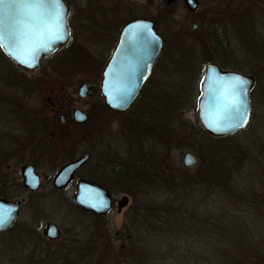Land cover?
Masks as SVG:
<instances>
[{
	"label": "rangeland",
	"instance_id": "rangeland-1",
	"mask_svg": "<svg viewBox=\"0 0 264 264\" xmlns=\"http://www.w3.org/2000/svg\"><path fill=\"white\" fill-rule=\"evenodd\" d=\"M68 1L74 5V25V14L85 12L80 9L83 2L89 0ZM98 1L99 7L89 10L95 20L109 11L110 18L119 16L121 23L131 12L156 17L166 45L154 78L158 86L153 89L155 82H152L149 91L152 97L155 93L154 98H159V103L154 102L152 106L155 122L166 111L173 113L163 117L168 129L154 125L153 132H142L137 141L130 142L124 132L129 130L133 114L124 115L103 107L100 75L116 41L108 48L106 41L98 38L97 30L74 26L72 43L43 60L34 70L17 66L0 52V135H9L10 146L17 145L19 137L28 135L27 122L34 119L35 110L50 113L51 103L65 97L64 106L69 103L86 109L92 107L91 111L98 113L89 124L73 131L90 128L104 132L102 142L107 152L118 148L123 160L129 156L126 153L129 145H137L138 159L142 155H153L157 165L153 191L133 200L120 216L113 211L106 220L111 236L125 226L132 234L133 243L116 239L115 244H109L106 239L101 246L90 241L87 254L79 253L82 259L89 257L88 260L82 263L81 259L75 264H251L256 257L258 264H264V0H200V12L192 13L182 1L168 9L160 7L163 0ZM147 1L150 6L146 5ZM205 11L209 12L207 21L193 29L199 15ZM212 60L224 61L226 65L256 76L257 82L251 91V122L232 138L217 140L216 136L207 137L198 129L199 84ZM178 68H183L184 73L172 72ZM82 82L91 85L87 98L78 95ZM228 142L232 145L227 147ZM142 147L153 151L145 153ZM218 147L233 153L224 158L223 162L230 163L229 170L219 181L216 176L220 170ZM189 151L197 157L191 167L183 163L184 154ZM137 167L150 175L145 165L139 163ZM164 171L167 173L163 175ZM209 177L216 184L210 185L211 188L207 183ZM49 203L53 204L50 200ZM70 207L72 203L67 212H59L61 207L55 201L54 212L46 210L47 218L52 216L61 228H69L66 243L71 235L82 237L83 224L93 221L80 210L74 209L75 213L68 210ZM135 207L141 215L131 220L129 210ZM177 214L201 220L210 218L214 231L207 229L189 237L183 229L181 233L168 236L165 230H172L168 225L176 220ZM31 217L29 209H25L13 228L0 232V264H70L64 260L66 254L58 253L60 243H48L32 231L19 232L21 223H32ZM34 220L38 224L40 217ZM71 245L78 250L82 248Z\"/></svg>",
	"mask_w": 264,
	"mask_h": 264
},
{
	"label": "flooded vegetation",
	"instance_id": "flooded-vegetation-1",
	"mask_svg": "<svg viewBox=\"0 0 264 264\" xmlns=\"http://www.w3.org/2000/svg\"><path fill=\"white\" fill-rule=\"evenodd\" d=\"M95 1L96 0H89L83 2V8L80 10L85 12L74 14L75 24L73 25L72 17L74 13V5L68 0H64L69 7L67 25L70 31V39L65 46L71 44L74 39V26H80L81 29L85 28V30H97L99 37L97 35H95V37L106 41L105 45L108 48L113 41H116L111 56L104 65L102 74L100 75L101 84L99 91L102 95L101 101L105 109L120 112L121 114L127 112L133 114V116L131 114L132 121L128 123L130 128L128 131L125 130L124 134L130 142H135L140 136V133L153 132L151 124L147 123V121L153 119L152 106L154 102L159 103V98H154L155 93L152 97L149 87L152 82H155V85H152L153 89L158 86L157 81H154V78L159 68L157 63L160 61L161 56H163V51L165 49V38L158 30L156 17L153 14H140L139 16L138 14L131 12L128 18L121 23L119 22L121 19L119 16H114V18L111 19L108 15L110 13L109 11L106 13L103 12L104 17H99L98 20H95L93 16L90 15L93 13L89 11L90 9L99 7L100 2L97 0V6ZM178 1H182L185 5L184 0H176L170 4L163 0V2H160V7L162 6V8L168 9ZM200 4L201 2L198 0V8L195 11H190L187 8L186 10L190 13L200 12ZM146 5L150 6L148 1ZM208 13V11H205L199 15L198 22L194 23L193 29H198L207 21ZM135 19H146L154 22L156 32L163 39V48L155 62L153 71L143 85L138 98L127 110L117 111L107 106L105 97L102 94L101 85L103 81V72L119 43L124 27ZM214 26V28L217 29V24ZM208 29L210 30V27ZM111 31L113 33L112 35L110 34ZM65 46H60L56 52L60 51V49ZM78 48H80V46ZM84 55L86 56V54ZM210 63L219 65L223 70H237L244 73V71L240 69L226 65V63L221 60H212L209 64ZM83 83H86L89 87L88 94L85 97L87 98L91 93V85L88 82H82L80 85ZM64 98L65 97H62L60 100L51 103L50 113L43 114L38 113V111L35 110V114L33 115L34 119H29L27 122L28 135L25 138L19 137L17 145H9L8 134L3 133L0 135V198L6 199L7 201H18L20 206L19 214L13 223L0 232L4 233L13 228L23 214V211L29 209L32 216V219L30 220L33 221L30 225L25 221V224L24 222L21 223L19 225V232L26 233L25 231H32V234H35V236L40 239H44L48 243H60L58 253L63 252L66 254L64 259L66 263L75 264L76 262H80L82 259L81 256L84 252L87 254V245L90 241L101 246H103V243L107 240L109 244H115L116 239L131 244L133 243L132 234L127 232V227L125 226H121L120 229L116 230L114 237L111 236L110 225L106 220L113 211L120 216L130 207L133 200L143 195L147 196L153 191V180L156 178L154 169L157 165L153 161V155L146 154L144 157L142 155L141 158L138 159L137 145H129L126 150V153L129 154V156L127 159L123 160V157L120 155V149L116 148L112 152H107L106 147L102 142V135L104 132H95V130H91L90 128L82 132L73 131L75 129H81L82 126L89 124L98 113H95L96 111H91L92 107L86 109L84 106H71L69 103L64 106ZM68 106L72 107H70L69 111L67 110ZM75 110H80L87 116L84 123L76 121L74 116ZM124 123L125 126L128 125L126 121H124ZM142 148L145 153L153 151L150 148L145 150L144 147ZM185 153H191L197 159L193 152L189 151ZM78 160H82L81 165L73 172L72 177L68 181L62 183V185H56L55 179L61 168ZM139 163L145 165V168L149 169L153 175H148L147 171H144V177L139 176L141 174L137 167ZM26 165H32L35 175L38 176V183L35 188L25 184L23 167ZM121 169L123 172H121ZM166 173L167 171H164L163 175ZM122 174H124V176H122ZM167 180L168 179H166V181ZM80 182H84L85 184L84 195L87 198L93 197L91 199L95 198L96 200H99L108 194L110 199V209L108 212L103 214L96 213L94 210L85 208L76 203V195ZM14 185L16 187L11 188ZM91 185H93L92 188ZM124 199L127 200V203L122 206L121 201H124ZM49 200L52 201L53 204L55 201L59 203L61 207L59 212H67V207L72 203V207L68 208V210H72L74 213V209L80 210L86 216L93 218L91 223L88 221L83 224L84 228L81 231L82 237H79L80 235H71V237L67 238V243L64 241L69 228H61L60 223H58L52 216L50 219L47 218V216H49L46 214L48 208L49 211H51V214L54 212V209L52 208L53 204L49 203ZM70 200H72L71 203ZM43 203H45L46 206H43ZM56 209L57 208L55 207V210ZM129 211L128 216H131V220H134L137 216L141 215L138 214V209L136 207ZM36 217H40V222L38 224L34 223ZM68 217L69 219L67 220L71 222L72 218L70 216ZM49 225L54 226V228L49 227ZM41 229L42 231L40 232ZM52 229H57L56 236L54 237L50 235V233L53 234ZM129 231L131 230L129 229ZM71 244L80 245L82 248L78 250L76 246H72ZM61 245H63V247H61ZM80 252L81 256H79ZM84 258L82 259V263H86L89 257Z\"/></svg>",
	"mask_w": 264,
	"mask_h": 264
},
{
	"label": "water",
	"instance_id": "water-1",
	"mask_svg": "<svg viewBox=\"0 0 264 264\" xmlns=\"http://www.w3.org/2000/svg\"><path fill=\"white\" fill-rule=\"evenodd\" d=\"M176 0H165L170 4ZM185 6L190 11L198 8V0H184ZM59 11L63 17V34L67 37L54 43L46 36L48 21L51 13ZM69 7L61 0L60 4L53 6L48 4L39 9H22L13 4L11 0L0 3V17L3 19L5 40L0 45L4 54L16 65L23 69H36L41 60L53 54L60 46H65L70 39V31L67 25ZM163 48V39L156 32L155 24L151 20L135 19L128 23L120 36L119 43L109 60L104 72L101 91L108 107L117 110H127L138 98L143 85L153 71V67ZM27 61L28 63H22ZM31 65V66H29ZM247 81V106L248 122L243 127L232 131H217L214 129L228 128L231 123L232 105L238 99L232 92L236 78ZM206 79L208 84H205ZM255 85L253 75L244 74L237 70H223L219 65L210 63L207 65L201 81V94L198 102V119L205 131L211 136L223 137L237 133L244 129L251 118L250 91ZM89 87L83 83L78 88L80 97L85 98ZM124 96L123 102L120 97ZM111 101V102H110ZM76 121L84 123L87 116L80 110H75ZM82 160L69 163L58 172L55 183L60 186L68 181L73 172L81 165ZM197 159L191 153H185L183 163L187 167L195 165ZM25 184L35 188L38 176L34 173L32 165L23 167ZM84 182H80L76 195V203L94 210L96 213H106L110 209L108 194L101 199H91L84 195ZM93 185H91V188ZM127 200L121 201L124 206ZM19 202L7 201L0 198V218L5 223L0 224V231L10 226L19 214ZM54 228V226L49 225ZM56 230L52 229V237L56 236Z\"/></svg>",
	"mask_w": 264,
	"mask_h": 264
},
{
	"label": "snow or ice",
	"instance_id": "snow-or-ice-1",
	"mask_svg": "<svg viewBox=\"0 0 264 264\" xmlns=\"http://www.w3.org/2000/svg\"><path fill=\"white\" fill-rule=\"evenodd\" d=\"M4 0H0V3H3ZM11 2L22 9H39L48 4L53 6H57L60 4L61 0H11ZM63 17L60 15L59 11H55L51 13V19L48 21L49 27L46 31V36L49 38L51 43H54L58 40L66 39L67 37L63 34ZM5 40V32L3 28V19L0 17V45L3 44ZM22 63H28L27 61H21ZM31 66V65H29ZM205 84H208V80L206 79ZM247 81L242 78L237 77L236 83L232 89V92L238 99L232 105V117L231 123L228 128H220L214 129L217 131H232L235 128L243 127L248 122V112L249 108L247 106V88L245 85ZM120 101L123 102L125 97L121 96ZM111 102V101H110ZM5 223V221L0 218V224Z\"/></svg>",
	"mask_w": 264,
	"mask_h": 264
},
{
	"label": "trees",
	"instance_id": "trees-1",
	"mask_svg": "<svg viewBox=\"0 0 264 264\" xmlns=\"http://www.w3.org/2000/svg\"><path fill=\"white\" fill-rule=\"evenodd\" d=\"M0 52H2L1 51V49H0ZM182 70H180L179 68L177 69V71H172L173 73H178V74H182V73H184V69L183 68H181ZM168 73H169V71H168ZM172 74V73H171ZM198 84H199V80H198ZM200 85V84H199ZM200 88V87H199ZM197 104L195 103L194 104V106H196ZM167 113H165V114H163L162 116L164 117V116H166V117H168V116H170L171 114L173 115V113H169V111H166ZM171 115V116H172ZM156 118V122H155V119H152V120H149V121H147V123H149V124H151V127L152 128H154V125H158V126H160V127H162V128H166V129H168V124L167 123H165V120H164V118ZM154 118V117H153ZM198 129H199V132L201 133V134H204L205 136H207V137H211V136H209L205 131H204V129L200 126V125H198ZM228 137H230V138H232V136H228ZM213 138V137H212ZM214 138H217V137H214ZM222 138H225L226 139V137H222ZM219 138H217V140H218ZM229 142H228V145L225 143V145H227V147L229 146ZM232 144H230V146H231ZM222 148V147H221ZM221 148H217L216 149V154H217V156H219L218 157V160H219V162H220V170H219V172H218V174L216 173V176H217V178H218V181L220 180V179H222V176L224 177L227 173H228V170H229V165H230V163H225V162H223L224 161V158L225 157H227L228 155H232L233 153H228L229 151L228 150H226V149H221ZM220 151H224V153H222V152H220ZM221 156H222V158H221ZM238 158V157H237ZM225 164H227L226 166H225ZM218 166V165H217ZM212 168H213V166H211L209 169H210V177L212 178V175H213V173H214V170H213V172L211 171L212 170ZM224 169V170H223ZM221 170H223V171H221ZM226 170V171H225ZM139 172L141 173L139 176H144V171H142V170H139ZM150 175H153V173L151 172L150 173ZM209 177V181H207V183L209 184V188H211L210 187V185H216L215 183H214V181L211 179ZM206 179V178H205ZM210 180H212L213 182H210ZM192 217V218H191ZM191 217H188L187 215H185V214H183V215H181V214H177L176 216H175V219L176 220H172L171 221V224L170 225H168V227H170L172 230L170 231V229L169 228H167L165 231L166 232H168L169 234H168V236L169 235H171V234H174L175 232H178V233H181L182 232V230L183 229H186V232H187V234L189 235V237H195V236H197V234L199 233V231L200 232H207V229H209V231H210V229H212V232L214 231V228L210 225V218H208V219H205V218H202V220L201 219H198V218H194L193 216H191ZM217 221H218V217H217ZM207 226H209V227H207ZM214 227H216L215 229L217 230V224L214 226ZM181 235V234H180ZM257 258V259H256ZM256 258H254L253 259V262H251V264H258V257H256ZM146 263H148V262H146ZM177 264H180V263H177ZM247 264V263H246Z\"/></svg>",
	"mask_w": 264,
	"mask_h": 264
}]
</instances>
